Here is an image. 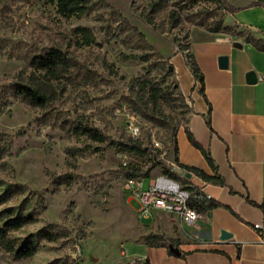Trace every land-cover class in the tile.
Here are the masks:
<instances>
[{"label": "rangeland", "instance_id": "374dc122", "mask_svg": "<svg viewBox=\"0 0 264 264\" xmlns=\"http://www.w3.org/2000/svg\"><path fill=\"white\" fill-rule=\"evenodd\" d=\"M146 1L92 0L88 15L65 18L55 4L44 0H0V94L7 92L11 82L23 80L43 87L51 99L42 109L10 97V104L0 110V210L40 212L36 222L12 232L19 242L29 235H39L50 223H58L68 232L67 237L42 242L28 259L18 258L0 245V264H131L138 259L128 257L132 244L142 243L150 233L182 242L174 234L178 225L167 215L158 216L154 224L155 216L140 218L137 203L124 189L125 167L119 150L110 144L111 140L131 137L130 125L137 124L142 128L141 140L152 153L139 160L138 168H150L152 158L170 167L175 160L174 131L186 127L191 111L185 95L184 104L178 100L164 105L169 129L144 119L129 104V82L147 72L148 62L124 55L146 53L151 56L150 62L159 64V60L126 23H119V16L143 32L170 66L174 47H178L175 38L181 39L197 26L187 19L171 27L169 12L176 7V0H165L164 9L154 14L162 29L157 30L140 14ZM206 6L202 3L193 11ZM186 14L182 13L185 19L189 18ZM78 26L91 29L96 43L80 46L75 33ZM51 46L66 51L73 67L58 80L48 82L29 62ZM174 63L181 68L183 87L187 86L184 60L178 55ZM172 71L164 84H178ZM151 75L162 78L156 70ZM45 112L51 116L47 122L40 119ZM79 121L100 128L109 141L101 144L76 136L69 126ZM73 147L79 148L77 170L67 164L71 158L67 150ZM69 171L79 176L76 182L53 191L51 177ZM159 171L157 166L152 174ZM144 181L147 186L150 179ZM17 186L24 191L18 192ZM168 243L181 249L172 241ZM241 246L237 245L234 253L236 264H264V248L256 255L255 247L242 250ZM150 253L151 264H191L199 259L194 256L187 262L170 255L165 247H154Z\"/></svg>", "mask_w": 264, "mask_h": 264}, {"label": "crops", "instance_id": "0c3cea01", "mask_svg": "<svg viewBox=\"0 0 264 264\" xmlns=\"http://www.w3.org/2000/svg\"><path fill=\"white\" fill-rule=\"evenodd\" d=\"M226 1L235 10L219 11L225 25L264 38V4L256 3L257 0ZM186 52L194 56L204 74L205 94L211 109L187 62ZM178 55L186 65L184 75L189 83L185 87L180 78L181 68L174 63ZM223 55L228 57L229 63L225 69L219 67V57ZM171 57L178 86L191 106L186 127L209 151L218 166V173L225 180L223 186L206 182L204 191L212 194L214 200L229 205L237 215L225 207L213 208L200 230L182 224L170 214H157L152 224L158 216L167 215L173 219V224L178 225L175 237L182 240L181 257L187 262L190 257H199L191 264H236L233 259L237 245L241 244L242 250L255 247L256 255L264 248V211L255 205L264 203V51L244 37L193 26L190 48L179 51L176 45ZM250 72H253L251 81ZM177 143L179 163L214 173L201 150L189 141L184 127L177 132ZM257 223L262 228H254ZM222 229L233 236L220 239ZM152 248L135 242L130 255L127 252L126 255L143 261L149 259L151 263ZM212 249L225 251L227 255Z\"/></svg>", "mask_w": 264, "mask_h": 264}, {"label": "trees", "instance_id": "16d2710c", "mask_svg": "<svg viewBox=\"0 0 264 264\" xmlns=\"http://www.w3.org/2000/svg\"><path fill=\"white\" fill-rule=\"evenodd\" d=\"M29 1V0H28ZM46 2L55 4L59 14L65 18L71 17H83L89 14L91 10L92 0H44ZM146 8L140 12L141 16L151 24L155 29L162 30L159 23L155 20L154 14L164 9L166 6L165 0H147ZM206 4V7L193 11L194 7L200 4ZM258 4H264V0H257ZM176 7L169 12V21H171V27H177L181 25L184 20L191 21L192 24L206 28L208 31L213 33H227L231 35H238L244 37V39L253 44L257 49L264 51V38H256L250 33H246L244 30H239L238 27L227 26L224 24L223 17L219 14V11L223 10L226 12H232L235 10L226 0H176ZM186 12L189 18H184L182 13ZM191 12V13H190ZM220 16V17H219ZM119 23H126L132 33L137 35L142 41L145 42L147 47L151 49L154 55L157 56L159 64L150 62L151 56L148 54H126L125 58L141 59L148 62L147 72L140 76L132 79L129 82L128 96L129 104L138 112V114L155 124H161L170 129L168 123V116L164 112V105L174 104L176 101L181 100L184 104L185 96L182 91L178 90V84L167 83L168 77L173 75V71L170 70L169 60L164 55L155 50L154 46L150 44L143 32H141L136 26L130 24L128 20L122 15L119 16ZM108 31V30H107ZM110 32V30H109ZM77 36V43L80 46H91L96 43V36L91 29L85 26H78L75 28ZM114 38V36H111ZM178 42V50L186 51L190 48V32H186L184 36L175 38ZM187 62L196 78L200 83V91L204 95L209 108L211 109V103L207 100L205 94V79L204 74L194 58L190 53H185ZM30 67L36 72H39L42 77L48 82H53L61 78L65 73L70 71L73 67L72 57L64 51L62 48L57 46H51L44 50L42 53L34 55L30 62ZM156 70L161 74L162 78L152 76V71ZM10 97L23 100L32 106L40 107L45 109L51 102L50 95L38 85H32L23 80H15L10 83L7 87V92L0 94V110L10 104ZM210 113V111H209ZM49 114L45 112L41 116V120L49 121ZM208 125L210 122L207 121ZM69 130L78 137H87L88 139L98 142L106 143L109 141V137L100 128L84 122L79 121L78 123H71ZM177 129L174 131L176 139L175 144V161L181 167L193 172L196 176L202 178L206 182H210L218 185H225V180L222 175L218 173V166L215 164L214 159L210 155L199 141L196 140L192 131L185 127V132L189 141L197 147L205 156L209 166L212 168L214 173H208L204 169L179 163L178 161V143H177ZM110 144L115 146L119 151H131L141 156L148 157L152 155L150 147L143 142L141 139H134L132 137H126L124 140H111ZM79 148L73 147L67 150V155L71 158L67 160L69 169L77 170ZM2 154L0 152V158ZM152 166L147 170L137 169H125V177H136L143 176L148 178L153 169L160 166V170L163 173L169 174L173 177L177 176L168 166L162 161L152 158ZM79 176L72 171L65 173L64 175L54 174L51 177V183L54 186L53 191H59L62 186L71 187ZM182 180V179H181ZM17 191L22 192L24 188L17 186ZM251 203H254L250 201ZM255 204V203H254ZM196 207L205 212L216 207H225L230 209L235 215L237 213L227 204L219 202L217 200L206 199L200 202H195ZM264 211V203L255 204ZM40 212L37 210L29 211L28 213H16L13 208H4L0 210V245L8 252L14 253L18 258H31L39 250L41 243L44 241H56L61 237H67L68 232L60 226L58 223H50L39 235H29L23 241H18L12 236V232L18 231L28 224L36 222ZM168 241H172L175 245H180V242L173 238H166L161 234L150 233L144 237L142 243L150 247H165L168 249V253L173 255L169 250ZM211 251L218 253H227L219 249H212ZM184 253L183 255H185ZM139 261L138 259H136ZM144 264H151L149 259L144 261Z\"/></svg>", "mask_w": 264, "mask_h": 264}, {"label": "built area", "instance_id": "2783aa9c", "mask_svg": "<svg viewBox=\"0 0 264 264\" xmlns=\"http://www.w3.org/2000/svg\"><path fill=\"white\" fill-rule=\"evenodd\" d=\"M262 78L264 79V74ZM130 135L134 139H141L142 128L137 124H131ZM118 157L125 169H137L139 160L146 158L131 151H118ZM169 168L180 179L160 170L155 174L151 172L147 186L143 176L127 177L124 189L137 203L141 219L156 217L155 214L159 212L167 213L175 216L182 224L200 230L208 213L199 210L195 202L212 199L213 195L204 191L205 180L181 167L175 160L171 162ZM188 173H191L190 177L187 176ZM254 227L259 229L262 225L257 223ZM131 264H144V261L135 260Z\"/></svg>", "mask_w": 264, "mask_h": 264}, {"label": "water", "instance_id": "95a60500", "mask_svg": "<svg viewBox=\"0 0 264 264\" xmlns=\"http://www.w3.org/2000/svg\"><path fill=\"white\" fill-rule=\"evenodd\" d=\"M236 45L240 46L241 44L237 43ZM228 65H229L228 57L226 55L220 56L219 57V67L222 69H225L228 67ZM169 68H170V70H173V66H170ZM252 79H253V72H250L249 73V80L251 81ZM187 176L190 177L191 173H188ZM232 236H233V234L231 232H229L228 230H226V229L221 230L220 239L226 240V239L231 238ZM169 250L176 256L182 255V251L178 247H175L174 245L169 244Z\"/></svg>", "mask_w": 264, "mask_h": 264}]
</instances>
